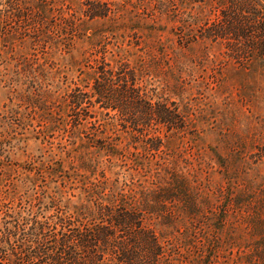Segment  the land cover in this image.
<instances>
[{
    "label": "trees",
    "instance_id": "16d2710c",
    "mask_svg": "<svg viewBox=\"0 0 264 264\" xmlns=\"http://www.w3.org/2000/svg\"><path fill=\"white\" fill-rule=\"evenodd\" d=\"M11 1L17 12L30 7ZM89 4L103 5L91 18H108L111 26L134 18L126 14L129 0ZM153 11L176 22V38L156 32V21L142 24L137 51L85 65L84 89L64 96L78 110L75 121L91 98L117 110L134 140L118 147L106 137L102 148L109 163L122 157L131 182H90L77 202L59 210L58 222L33 219L26 233L4 228L0 264H264V180L246 167L248 157L264 155V147L255 153L239 142L227 144L237 134L228 128L212 131L220 142L206 147L203 124L210 121L191 90L211 84L222 89L221 73L229 65L253 72L264 62V0H163ZM132 143L136 151L129 153Z\"/></svg>",
    "mask_w": 264,
    "mask_h": 264
},
{
    "label": "rangeland",
    "instance_id": "374dc122",
    "mask_svg": "<svg viewBox=\"0 0 264 264\" xmlns=\"http://www.w3.org/2000/svg\"><path fill=\"white\" fill-rule=\"evenodd\" d=\"M25 1L30 7L18 6L17 12L13 1L0 0V232L7 228L26 233L33 219L58 222L59 210L67 202H77L90 182L107 179L110 185L117 179L118 186L131 182L122 157L109 163L110 155L102 148L106 137L109 142L115 139L118 147L134 140L117 110L101 108L91 98L90 105L82 103L84 111L79 110L81 118L75 121L78 110L69 107L64 96L76 87L84 89L85 65L103 55L109 60L117 52L137 51L140 45L134 42L142 34V24L156 21V32L176 38V22L153 11L163 0H129L126 14L134 18L118 27L108 18H91V12L104 9L103 5L89 9L88 2L95 0ZM136 13H141V20ZM194 52L200 53L196 46ZM253 68L252 72L248 66L229 65L221 73L224 86L219 90L212 84L191 87L194 103L200 102L210 121L203 124L206 147L216 148L220 142L212 131L228 128L237 134H230L227 144L239 142L246 150L263 152L264 62ZM199 74L211 73L194 77ZM181 76L190 79L192 73ZM197 91L205 92V97ZM172 100L178 101L177 96ZM129 145V153L136 151L135 143ZM255 158L248 157L246 167L251 177L264 180V155ZM213 177L221 180L220 174Z\"/></svg>",
    "mask_w": 264,
    "mask_h": 264
}]
</instances>
